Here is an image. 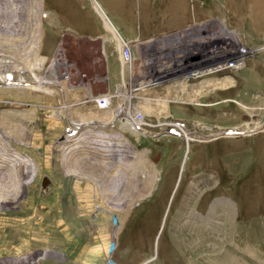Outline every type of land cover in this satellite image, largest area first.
<instances>
[{
  "label": "rangeland",
  "instance_id": "obj_1",
  "mask_svg": "<svg viewBox=\"0 0 264 264\" xmlns=\"http://www.w3.org/2000/svg\"><path fill=\"white\" fill-rule=\"evenodd\" d=\"M99 1L122 39L141 41L132 43L125 72L119 42L91 0H0V66L14 68L0 77V89L24 87L0 91V149L38 167L19 201L0 208V264H114L122 208H170L174 253L158 257L166 214L142 264H264V0ZM67 37L72 45L59 58ZM101 47L104 62H97ZM244 47V65L226 67ZM103 63L108 73H100ZM132 68L139 70L131 93ZM75 74L88 78L77 91L87 103L73 105L69 91L65 100L56 85H38L65 84ZM107 95L102 108L95 99ZM124 104L141 134L101 125ZM88 119L101 126L79 129L75 147L58 143L71 122ZM177 120L204 136L247 133L205 142L177 136L188 133L179 127L153 138ZM96 245L102 251L91 258Z\"/></svg>",
  "mask_w": 264,
  "mask_h": 264
},
{
  "label": "bare ground",
  "instance_id": "obj_2",
  "mask_svg": "<svg viewBox=\"0 0 264 264\" xmlns=\"http://www.w3.org/2000/svg\"><path fill=\"white\" fill-rule=\"evenodd\" d=\"M89 1V0H88ZM91 2H92V4H94V6H95V8H96V10H97V12L100 14V16L101 17H103V19L104 20H106V25H107V27H108V29H110V31H111V33L114 35V38L116 39V40H118V42H119V45H118V47L119 48H121V44H122V42H121V40H122V36L120 35V33H118L117 31H116V26L112 23V21L110 20V18L107 16V13L105 12V10H104V8L99 4V3H97V1L96 0H91ZM42 11V10H41ZM41 11L39 12V17H40V15H41ZM60 17V16H59ZM103 20V21H104ZM64 24V23H63ZM221 34L223 33L224 35H227L228 36V34L230 35V33H232V32H229V31H227L225 28H223V30H222V32H220ZM233 35V34H232ZM74 39V38H73ZM101 40H103V39H101ZM64 44H65V47L64 48H61V50H60V54H59V58H60V56H61V54L63 53V49H67V46H70V45H72V38L71 37H67L65 40H64V42H63ZM74 43V42H73ZM127 43H129V42H127ZM132 43H134V44H136V43H138V44H141V41H138V40H136V41H131L130 40V44H132ZM133 44V45H134ZM117 47V48H118ZM100 50H103V47H101V49H98V50H95V55H97L98 54V59H97V62H104V59H103V57H104V55H103V53H101V52H103V51H101L100 52ZM63 55V54H62ZM92 55H93V53H92ZM44 60H45V58H44ZM120 61H122V58H120ZM123 62V61H122ZM124 63H126V61H124L123 62V64H122V71L123 72H125V68L127 67V66H130V64L128 65V64H124ZM96 64V63H95ZM98 65V69L96 68V73H98L99 72V64H97ZM96 65V66H97ZM226 65V64H225ZM92 67V66H91ZM131 67V66H130ZM239 67V66H238ZM237 67V68H238ZM100 68L101 69H103V70H101L100 71V73H108V67H106L105 65H104V63H103V65L102 66H100ZM11 69H14V68H8L6 65H1L0 66V77L3 79L4 77H5V73L8 71V70H11ZM16 69V68H15ZM133 70H134V72H133ZM139 69H133L132 68V71L130 70L129 71V76L131 77L130 79L131 80H129V82H128V89L130 90V92L132 93L133 92V90H134V87H135V83L133 82V80H132V77L135 75L134 73L135 72H137ZM92 72V71H91ZM124 75V74H123ZM47 80V79H46ZM45 80V81H46ZM4 81H6V79L4 78ZM43 82V83H42ZM123 83H124V81H123ZM45 84H49V85H51L52 87H54L55 85H56V88H61L62 89V91H64V94H63V96L65 95L66 96V98H65V96H64V99L66 100L67 98H68V92H67V89H66V85L65 84H63V83H60L59 81L58 82H56V80L55 81H53V80H47V82H44V79H41L40 80V82L38 83V85H41V86H43V85H45ZM125 85V84H124ZM40 86V87H41ZM50 86V87H51ZM134 86V87H133ZM122 88V87H121ZM3 89H7V90H15V89H17V90H24V87H4ZM3 89H0V91L1 90H3ZM106 89V88H105ZM56 90H58V89H56ZM62 96V95H61ZM109 98H112V97H110L109 95H107V96H105V99H106V101H107V105L109 104ZM128 99H129V97H127ZM67 100H69V99H67ZM125 101H126V99H125ZM68 104V103H67ZM126 104H129V103H126ZM126 104H124V106L120 109V110H118V111H116L113 115H112V117L107 121V122H110V120L111 121H113V125L115 124V126L117 125V123L119 124V125H122V126H125V125H127V127H128V130L130 129V130H132V131H136V132H138V133H140L141 134V132H139V131H142V130H138V129H140V121H138L134 116H133V114L131 115L130 113H129V108H128V106H126ZM100 106V105H99ZM101 107V106H100ZM108 106H106L105 108H107ZM120 113V114H119ZM123 115H126L127 117H122ZM80 122L78 123V124H76V122H78V121H73V122H71V125H70V128L68 129L67 128V132H68V134L66 135L65 133H64V140L63 141H60V140H58V143L59 142H61V143H63V142H69V144H70V147H75V143H74V141H76V140H79V139H77L78 137H77V135L79 134V133H81V131H83V129L78 133V131H79V129H81V128H83V127H85L86 125L85 124H88V123H90V124H93L95 121H99V122H101L102 123V121H100V120H94V119H88V120H79ZM2 122V121H1ZM172 123V122H171ZM1 124V123H0ZM104 123H102V125H103ZM108 124V123H107ZM173 128H172V132H174V131H176V130H178V128L179 127H182V128H184L185 127V125L182 123V122H179V121H176V122H174L173 123ZM99 126V125H98ZM121 126V127H122ZM164 126V125H163ZM162 126V127H163ZM105 127V126H104ZM137 128V129H136ZM176 129V130H175ZM237 129H239V128H237ZM209 130V129H208ZM261 129H259L258 131H260ZM146 130H143V132H145ZM187 131V130H186ZM192 131H194V132H198V133H193V134H191L192 132H189L188 131V133H186V132H180L181 133V135L183 134V138L184 137H186L187 138V140H190V139H193V140H195V139H197V141H200V140H203V141H207L206 140V137L207 136H204L202 133H200L199 131H197V130H192ZM224 131H229V130H224ZM231 132V131H230ZM243 132V131H242ZM85 133V132H84ZM88 133V132H87ZM229 133V132H228ZM247 133V132H246ZM250 133H255V132H253V131H251ZM101 134V133H100ZM152 134L154 135V134H156V133H150L148 136L150 137V136H152ZM217 135V134H216ZM230 135V134H229ZM246 135V134H245ZM86 136H88V134H86ZM85 136V137H86ZM177 136H179V134H177ZM212 136H214V135H212ZM211 136V137H212ZM225 136H227V135H225ZM235 136V135H234ZM82 137V136H81ZM81 137H80V139H81ZM120 138H121V136H119ZM118 137V138H119ZM217 137H220V136H217ZM217 137H215V138H217ZM228 137V136H227ZM226 137V138H227ZM240 137V136H239ZM61 138V137H60ZM59 138V139H60ZM92 138V137H91ZM102 138V137H101ZM154 138V137H153ZM166 138H169V136H161L159 139H157L156 138V140H161V139H166ZM208 138V137H207ZM208 140H211V139H208ZM87 141H90V140H87ZM94 141V140H93ZM202 141V142H203ZM97 143V142H96ZM112 143H110V145H111ZM82 145V144H81ZM125 145V144H124ZM78 146H79V144H78ZM117 148H118V146H117ZM126 148H128V147H126ZM110 149V148H109ZM37 150V149H36ZM69 150V149H68ZM23 154V153H22ZM12 156V157H11ZM19 160V162H17L18 160ZM17 160V161H16ZM10 166H12V168H9ZM7 169H9V171H8V174L6 173V170ZM37 175H38V167L35 165V163L32 161V160H30L28 157L27 158H25L24 159V157L20 154H11L10 153V149H7L6 150V152L4 151V148H2V149H0V208H7V207H9V206H11L12 204H13V206H14V203L15 202H18L19 201V199L21 198V196L22 195H20V192H21V188L22 187H24V186H31V185H33L34 184V182H35V180H36V177H37ZM40 176H41V173H40ZM75 177V176H74ZM93 179V178H92ZM95 181H98V182H100V184L102 185L103 183H102V181H99V179H94ZM93 180V181H94ZM121 180V179H120ZM104 182V181H103ZM37 185V184H36ZM37 187V186H36ZM118 186H114L113 188H112V194L114 195V196H118V193H119V190H118V188H117ZM46 190V189H45ZM83 191L86 193L85 195H89V192H90V190L88 189V188H83ZM69 192V191H68ZM34 195V194H33ZM67 195V194H66ZM37 196V195H36ZM37 199V198H36ZM116 199V198H115ZM119 200H120V197H119ZM21 201H22V199H21ZM20 201V202H21ZM62 203V202H61ZM120 204V203H119ZM119 204L118 203H116L115 204V207L116 208H118L119 207ZM20 205V204H19ZM18 205V206H19ZM62 207V206H61ZM114 207V206H113ZM121 207V206H120ZM5 210V209H4ZM38 211V210H37ZM29 212H30V210H29ZM20 213V212H19ZM44 213V212H43ZM42 213V214H43ZM21 214V213H20ZM41 214V215H42ZM6 215V214H5ZM25 215V214H24ZM62 215V214H61ZM8 218V217H7ZM70 219V218H69ZM118 219V218H117ZM72 220V219H71ZM82 221V220H81ZM89 222V221H88ZM85 225V224H84ZM89 227V226H88ZM86 228V227H85ZM9 229V228H8ZM75 229V228H74ZM14 230V229H13ZM73 230V229H72ZM117 230V229H116ZM8 231V230H7ZM82 231V230H81ZM72 232V231H71ZM114 232V231H113ZM79 233V232H78ZM77 235V234H76ZM82 237H83V234H82ZM79 240H80V238H78ZM83 239H85V238H83ZM17 241V240H16ZM81 243H82V241H81ZM70 245V244H69ZM71 248H73V247H71ZM111 248V247H110ZM78 249V248H77ZM76 249V250H77ZM66 251V250H65ZM73 253V252H72ZM74 253H75V251H74ZM74 253H73V255H74ZM111 253V252H110ZM77 254V253H76ZM71 255V254H70ZM72 256V255H71ZM75 256V255H74ZM26 257V256H25ZM71 259H73V258H71ZM33 260V259H32ZM38 261V260H37ZM63 262V261H62ZM71 262V261H70ZM97 262V261H96Z\"/></svg>",
  "mask_w": 264,
  "mask_h": 264
},
{
  "label": "crops",
  "instance_id": "obj_3",
  "mask_svg": "<svg viewBox=\"0 0 264 264\" xmlns=\"http://www.w3.org/2000/svg\"><path fill=\"white\" fill-rule=\"evenodd\" d=\"M97 3H99L105 10V12L109 15L107 9L105 8V5H103L102 2L99 0H96ZM96 9V8H95ZM110 18V17H109ZM152 21V20H151ZM221 22V21H220ZM159 19L156 17V24L152 22V26L158 27L159 26ZM166 30V28H164ZM140 41V40H138ZM109 64V63H108ZM108 66L111 67V64ZM68 78V77H66ZM67 80V79H66ZM69 81H63L66 85L67 92L69 91V96L71 98V104H83L87 103L88 101L84 99H81V95L77 91L79 89L86 88L88 78H86L83 75H74L72 77L68 78ZM61 81V80H60ZM67 83V84H66ZM112 82H109L108 85H111ZM100 84V83H98ZM96 84V85H98ZM100 90H104L103 87L100 89H96L95 94H99ZM104 92V91H102ZM203 105V104H202ZM111 111L109 114L113 113ZM109 115V116H110ZM171 119V118H170ZM112 120V119H111ZM111 120L110 122L104 123L103 127H115L111 126ZM178 121V120H177ZM181 122V121H180ZM201 122V121H200ZM186 127L187 124L183 123ZM102 125V124H101ZM98 126V125H97ZM196 126V125H195ZM190 129H194L195 127H188ZM196 129V128H195ZM221 140H214L213 143H217ZM193 145V144H192ZM195 145V144H194ZM214 160V158H213ZM182 165V164H181ZM214 165V164H213ZM179 168V166H178ZM179 172L180 170L177 169V173L172 171V174L175 175V182L174 186H176V181L179 179ZM165 173V172H163ZM165 175V174H164ZM163 179V177H162ZM172 194V193H171ZM172 196V195H171ZM170 196V198H171ZM170 200V199H169ZM119 209V208H117ZM123 210H127L124 212V217L120 214V225H118V250L115 253L114 256V264H142L146 260H148L152 255L154 248L156 247V243L158 240V233L161 228V225L163 223V219L165 218L166 214V220L165 225L162 230L160 240H162L163 236L165 235V245L162 250L158 249V257L161 256L162 253H174L173 250V238L171 237L173 226L171 224L172 221H169V209L170 208H137L139 212L135 213V210L133 208H122ZM102 220L108 219L106 216L101 217ZM103 225V223H102ZM178 229L182 228V223L178 224ZM104 233L107 232V230H103ZM182 232V231H181ZM181 239V238H180ZM97 246V245H96ZM100 246L94 247L96 250H92L89 252L90 257L93 258L96 254V251L99 250ZM102 251V248L99 250ZM168 261L171 260L170 257H167ZM171 262V261H169ZM172 264V263H171Z\"/></svg>",
  "mask_w": 264,
  "mask_h": 264
},
{
  "label": "built area",
  "instance_id": "obj_4",
  "mask_svg": "<svg viewBox=\"0 0 264 264\" xmlns=\"http://www.w3.org/2000/svg\"><path fill=\"white\" fill-rule=\"evenodd\" d=\"M122 44H121V48H120V58H122V61H126V63L124 64H130V66H132V62H133V52H132V44L127 43L126 40L122 39L121 40ZM250 52L248 50H246V48L244 47L242 49L241 52H239L236 55H233L230 57V59L228 61H226V67H232V68H237L242 67L244 65V62L246 61V57ZM121 61V63L123 64V62ZM97 101V103L102 107L105 108L107 105V101L105 98L100 97L99 99H95ZM125 117H127L125 115Z\"/></svg>",
  "mask_w": 264,
  "mask_h": 264
},
{
  "label": "water",
  "instance_id": "obj_5",
  "mask_svg": "<svg viewBox=\"0 0 264 264\" xmlns=\"http://www.w3.org/2000/svg\"><path fill=\"white\" fill-rule=\"evenodd\" d=\"M122 117H124V116H122ZM86 126L87 125H91L90 123H88V124H85ZM99 126H101V125H99ZM103 126V125H102ZM188 126L186 125V130L187 131H192L190 128H187ZM231 131V132H230ZM229 132V133H228ZM228 134H230V135H232V136H241V135H245L246 134V132H242V133H237V132H235V131H233V130H229V131H221V132H218L217 133V135H214V136H212L211 138H207V139H212V138H215V137H217V136H225V135H228ZM65 138H64V136H61V138L59 139L60 141H63ZM206 139V140H207ZM46 182H48V180H47V178L45 179V182H44V184L46 183Z\"/></svg>",
  "mask_w": 264,
  "mask_h": 264
}]
</instances>
